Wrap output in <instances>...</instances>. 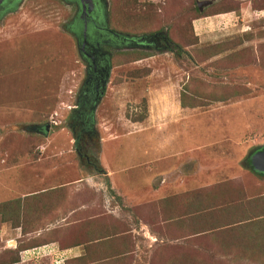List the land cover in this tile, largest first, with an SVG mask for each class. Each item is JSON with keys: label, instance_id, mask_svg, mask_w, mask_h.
<instances>
[{"label": "rangeland", "instance_id": "obj_1", "mask_svg": "<svg viewBox=\"0 0 264 264\" xmlns=\"http://www.w3.org/2000/svg\"><path fill=\"white\" fill-rule=\"evenodd\" d=\"M102 1L108 29L155 45L101 47L82 159L73 4L0 10V264L49 243L63 264H264V179L246 166L264 148V0Z\"/></svg>", "mask_w": 264, "mask_h": 264}, {"label": "flooded vegetation", "instance_id": "obj_2", "mask_svg": "<svg viewBox=\"0 0 264 264\" xmlns=\"http://www.w3.org/2000/svg\"><path fill=\"white\" fill-rule=\"evenodd\" d=\"M64 1L72 3L75 8L76 17L72 20L75 25L69 27L68 33H70L75 41L80 59L86 64L82 88L79 92V99L77 100L78 106L75 108V110H77L75 113L82 116L81 122H79V125L77 124L75 128L73 127V132H75L73 144H78L83 136L82 134H84L86 130L89 131L92 128L94 105L98 102L102 94L106 74L109 69L107 54L102 51L101 47L115 46L116 44L129 47H154L155 42L153 39H150L148 43L143 44L140 39L137 38L128 40L108 29L106 25L102 24L101 20V17L105 16L102 0H91V6H86L83 12H81L78 0ZM8 2L11 3L12 0H8ZM6 4L7 3L2 2L0 4V10L5 8L4 6ZM103 35L107 38L106 42L101 39ZM110 36H113V38ZM33 130L43 133L46 131V128L44 126L34 127ZM74 150L75 152L76 150L77 152H81L78 147H74Z\"/></svg>", "mask_w": 264, "mask_h": 264}, {"label": "crops", "instance_id": "obj_3", "mask_svg": "<svg viewBox=\"0 0 264 264\" xmlns=\"http://www.w3.org/2000/svg\"><path fill=\"white\" fill-rule=\"evenodd\" d=\"M249 167V166H247ZM253 172V171H252ZM256 176L261 177L264 179V174H259V173H255L253 172ZM11 228V227H10ZM11 232H15L16 228H11L10 230ZM31 252L33 253H46V255L52 257L51 261L53 262V264H55L54 262L57 261L58 263L56 264H63V262L66 260L65 258H63L65 253H68L69 250H59L57 249L53 243H49V244H40L37 246H34L32 248H26V249H22V250H18L16 251V256H17V262L19 259V262H15L14 264H23L25 263V261L27 260V257L29 255H31ZM33 253V254H34Z\"/></svg>", "mask_w": 264, "mask_h": 264}, {"label": "water", "instance_id": "obj_4", "mask_svg": "<svg viewBox=\"0 0 264 264\" xmlns=\"http://www.w3.org/2000/svg\"><path fill=\"white\" fill-rule=\"evenodd\" d=\"M2 2H8V0H0V4ZM79 2V5H80V9H81V12L84 11V8L86 6L90 7L91 6V0H78ZM203 5V3H200L198 5V9L200 10V5ZM249 162H248V165H249V168H251V170L255 173H259V174H264V148L262 149H259L257 151H255L254 153H252L250 156H249Z\"/></svg>", "mask_w": 264, "mask_h": 264}, {"label": "trees", "instance_id": "obj_5", "mask_svg": "<svg viewBox=\"0 0 264 264\" xmlns=\"http://www.w3.org/2000/svg\"><path fill=\"white\" fill-rule=\"evenodd\" d=\"M15 2H16V0H15ZM75 133V132H74ZM76 142V141H75ZM76 145H77V143H74V147L76 148ZM77 152V151H76ZM77 154H78V156L82 159V158H84L83 157V154L81 153V152H77ZM248 162H249V160L247 161V164H246V166H249L248 165ZM94 170L96 171V172H99V171H101V169L97 166V165H95L94 164ZM249 168V167H248ZM250 170H251V168H249ZM252 171V170H251ZM17 259V258H16ZM14 260H15V258H14ZM14 260H13V262H14Z\"/></svg>", "mask_w": 264, "mask_h": 264}, {"label": "built area", "instance_id": "obj_6", "mask_svg": "<svg viewBox=\"0 0 264 264\" xmlns=\"http://www.w3.org/2000/svg\"><path fill=\"white\" fill-rule=\"evenodd\" d=\"M55 264L58 263L57 261L54 262Z\"/></svg>", "mask_w": 264, "mask_h": 264}]
</instances>
